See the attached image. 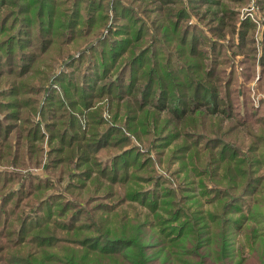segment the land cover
Masks as SVG:
<instances>
[{
    "label": "trees",
    "instance_id": "1",
    "mask_svg": "<svg viewBox=\"0 0 264 264\" xmlns=\"http://www.w3.org/2000/svg\"><path fill=\"white\" fill-rule=\"evenodd\" d=\"M17 1L0 0V160L8 158L10 165V168L0 169V191L3 186L11 184L7 192L0 194V236L6 232L3 228L14 231L16 235L22 232L19 238V234L13 238L18 241L11 240L14 242L8 244L29 249H23L25 256L14 254L17 258L13 255L8 262L209 264L208 253L211 252L210 256L213 257L233 259L232 264H254L253 253L264 243V231L259 230L257 225L264 220L260 212L255 213L251 209L248 212L246 209L244 213L242 203L245 201L240 199L246 195L253 198L259 193L261 181L264 180L260 176L258 185L250 188L256 179L251 176L252 167L264 168L263 162L257 158L260 155L259 148L264 146V131L255 130L256 127L264 129V107L260 113V106L251 104L248 88L243 82L237 88L230 87L232 79L229 77L235 71V59L229 57L228 51L226 53L230 60L227 62L230 65L226 72L229 75L227 80H221L217 74L224 68L218 69V62L214 64L217 61L214 53L218 45L224 47L225 37L231 38L234 47L242 48L247 30L251 28L248 20L235 21L233 3L237 0H223L221 12L216 14L219 8L211 12L212 20L208 26L212 36L207 33L198 36L199 24L186 23L187 18H206L210 13L209 8L203 7V0H153L152 8L146 6L152 0H129L131 5H127L124 0H105L109 3L111 14L105 13V19H99L89 12L84 22L79 18L76 22L72 19L79 14L75 7L61 6L58 9L53 5L56 4L53 0H27L23 4ZM98 1L100 5L103 0H92L89 5L100 10ZM116 1L121 4L116 6ZM5 6L13 8L8 13L2 12ZM191 10L194 12L192 15ZM125 11H128L127 14H124ZM124 17L125 23L121 22ZM97 19L100 20L99 25ZM134 20L139 25L136 32L131 24ZM54 25L56 28H53ZM260 46L261 51L264 50V40H261ZM253 52H256L254 48ZM245 55L247 57L242 60L244 68L240 73L249 80L255 54ZM261 55L263 61L264 51ZM248 56L251 59H247ZM260 57L259 83L263 80L264 72V67L260 68L264 65ZM247 60L250 61L248 64ZM57 62V68L53 69ZM69 66L84 70L79 73L77 70L61 71L62 67ZM179 70L182 73L181 80L176 78ZM153 85L158 89L157 94L162 102L152 108L157 112L167 109L163 122L172 121L170 119L177 121V128L184 139L193 136L188 126H194L197 121L200 124L203 115H222L226 121L234 120L233 123L228 122L231 125L228 124L226 128L223 123L212 125L210 121L211 129L220 133L223 131V137L232 138L227 140L217 137L211 140L215 144L209 140L203 146L197 143L191 146L193 154L198 150L206 152L207 159L203 163L212 179L208 191L212 196L206 199L213 210L204 211L196 205V218H189L187 211H190V205L176 200V193L165 194L173 199L163 204L173 209L166 211L161 208L160 212L165 211L168 218L154 215L155 219L164 221L161 227L166 225L165 230H149L152 224L148 228L143 222H137L139 217H127L125 213L122 214L123 209L119 208L126 199L136 201L145 198L147 192L131 188L129 182L140 181V176L128 174L131 170L140 171V163L136 161L138 158L125 160L127 155H131L130 150L138 157L144 152L137 147L123 149L122 145L128 138L113 139L121 125L111 117L116 108L119 113L121 110L126 115L131 107H146L150 103L146 98L152 94ZM168 99L169 102L165 103ZM220 106H226L227 109ZM107 114L109 118L104 116ZM192 119L195 120L194 125H190ZM219 119L221 122L222 118ZM158 121L159 114H145L140 125L143 128L151 125L141 131L157 132ZM140 125L131 126L132 133L139 138ZM14 130H17L16 139L25 138L29 141V162L26 164L13 161L17 156L16 150L21 147L16 140L14 149V143L8 140ZM44 141L46 147L43 146ZM184 143L185 140L183 147L186 145ZM214 154L216 160L209 159ZM99 155L103 156L101 160L96 158ZM243 164L249 168H243ZM33 166L42 168V174L31 171L29 167ZM118 167L123 176L117 172ZM103 180L104 183L101 182ZM60 183H65L63 190L69 192L72 201L64 200L66 195L48 192L56 190ZM105 185L108 190L98 194ZM116 186L119 188L115 189ZM123 186L126 192L122 190ZM121 191L124 195L120 198ZM35 194L41 195L22 203L29 207L24 215L18 204L21 205L22 198ZM55 194L61 201H56V205L52 206L58 208L50 210L48 200ZM83 194L92 197L83 201ZM105 195L108 199L114 197L112 203L102 202ZM236 200H240L237 206ZM12 201H15L14 206L6 208L5 205ZM141 203L145 205L148 202L144 200ZM83 205L92 206L86 209ZM155 205L156 200L148 204L153 212ZM245 206L248 207L247 204ZM131 208L134 210L133 206ZM69 211L70 214H67ZM88 211L101 214L95 219L88 218ZM49 212L57 215V219H62L61 222L56 221L59 226H54V230L65 232L73 238H56L49 233ZM82 213L87 220L79 224L67 223L66 217L76 218ZM181 214L185 217L183 221H179ZM231 214L239 217H228ZM230 230L233 240L239 234L242 239H246V243L250 242L249 253H246L242 243L234 252L229 248ZM14 233L4 236L11 239ZM215 235L216 240L213 239ZM53 242L61 246L57 247ZM29 245L46 249V252L38 251L36 254L42 253V257L34 258L35 253L30 251ZM5 248L9 247L6 245ZM49 249L61 256L47 254ZM261 252L258 250V264H264V253ZM181 258L185 260L181 261Z\"/></svg>",
    "mask_w": 264,
    "mask_h": 264
},
{
    "label": "rangeland",
    "instance_id": "2",
    "mask_svg": "<svg viewBox=\"0 0 264 264\" xmlns=\"http://www.w3.org/2000/svg\"><path fill=\"white\" fill-rule=\"evenodd\" d=\"M27 0H18V4H23V2H26ZM58 7V9L62 6L64 8H73L75 7L78 11V17H73L72 19L74 20V22L78 21V18L81 21H85V19L87 18L88 15H90L89 12H92V15H94L95 18L99 17L100 18H104V14L105 13H109L110 12V8L108 6L109 3H106L105 0H103L100 5H99V1L97 3V7L101 8L100 10H95L93 9L94 6L92 7V5L90 4V1L92 0H53ZM223 0H203L202 3L204 4L203 7L204 8H209L210 9V13L207 15L206 18L204 17H200L198 19H195V17H190L187 18L186 23L187 24H191V23H197L199 24L198 26V32L197 35L198 36H203V33H207V35L209 36V34L212 36L211 32L209 33V22L212 20L211 16V12L213 10H216V14L218 15V13L221 12L220 7L222 6ZM58 2V3H57ZM97 2V0H96ZM124 2L127 5H131L132 3L129 0H124ZM59 3H62L63 5H57ZM135 3V2H134ZM201 3V2H199ZM12 4V3H11ZM118 4H121L119 1H116L115 5L117 6ZM198 4V3H197ZM136 6V5H134ZM146 6L148 8H152L154 7L153 5V0L150 3H147ZM233 7L235 8L236 13H234V19L236 22H240V21H250L251 24L249 27H251L250 29H248V34L246 39L243 41L244 44L241 45L242 48H238V47H234L233 43L231 41L230 37H225L224 38V42L223 45L224 47L221 45H218V48L216 49V54L214 53V57H215V61L214 64H216V62H218V69L221 68L223 69L222 72L217 71V74L219 75V77H221V80L225 81L227 80V76L229 77V75H227V70L229 68L230 62H227V60H230V58L235 59V66H234V73L232 71V74L230 75L231 77H229V79H232L231 82H229L230 87L234 88V87H238V85L240 86V82H243L245 84V86L248 88L247 93L249 94L250 98H251V104L255 107H259L261 108L260 113L263 110L264 107V72L263 73V80L262 82L259 83V78L261 77V69H259V64H258V60L260 61L259 57L261 58L262 61V56L261 53H263V49L261 51V40H264V0H237L233 3ZM10 6H5L3 7V11L2 12H7L8 10H10ZM35 6L33 5V10H35ZM119 7L116 8V11L118 10ZM152 10V9H151ZM12 12V11H9ZM128 11H125L124 14H127ZM192 12V10H191ZM190 14H194V12H192ZM19 14V12H18ZM206 14V13H205ZM131 15V14H130ZM129 15V16H130ZM137 16V15H135ZM132 18V15H131ZM97 19L98 25L100 20ZM88 21V20H87ZM121 22H126V19L124 17V20ZM94 24V23H93ZM129 24V21H128ZM131 24H133V30L136 32L137 27L139 26L137 24V21H133L131 22ZM212 24V23H210ZM92 25V24H91ZM53 28H56L55 25L53 26ZM104 28V27H103ZM236 28V25H235ZM119 36V35H118ZM217 47V46H215ZM227 48V49H226ZM253 48L254 51L253 52ZM228 51V52H227ZM241 51V52H240ZM229 53V57L227 55V53ZM239 52V53H237ZM248 54L251 56L255 54V63H254V67H251V78L249 80H246V78L243 77V74H241V69H243V64H242V60L245 59L247 57ZM77 55V53H76ZM227 57V59H226ZM208 58V57H207ZM247 59H251L249 56ZM238 60V61H237ZM60 61V60H59ZM247 64L250 62L249 60L246 61ZM264 63V58L263 61ZM59 62H57V64L54 65V68H57ZM66 63V62H65ZM77 66V63H75ZM263 68V66H260V68ZM59 69V68H58ZM57 69V71H58ZM194 70L196 69L193 68ZM52 70V69H51ZM50 70V71H51ZM71 70H77V72H82L84 69H76V67H62L63 72H70ZM193 70V71H194ZM190 72V70H188ZM65 72V73H66ZM74 72V71H73ZM177 75L176 78L180 79V75H182V73H180V70L177 71ZM184 74V73H183ZM215 74V76L217 75ZM185 75V74H184ZM217 75V76H218ZM222 85L224 84L221 83ZM5 84H2V86ZM25 87V86H23ZM152 87V94L149 95L146 99L147 101H149L150 103L146 105V107H131L129 109V111H127L126 115L120 110L119 113V109H114L113 113H112V118L113 120L121 125L120 130H118V132H116L113 136V139L115 138H121V140L123 139H127V142L125 144H123V149H134L135 147L138 148V150H140L141 152H144L143 154H141L139 157L138 155H136V153L132 150L131 151V155H127L125 160H130L131 158H138L136 161L138 162V164L140 163V166H138L140 171L137 170H131L128 174L131 176H140V181H129L131 184V188H139L142 189L143 191H146L147 193L145 194V198H140V199H136V201H131L129 199H126L122 202L121 204V209L122 210V214H126L127 217H139L137 219V222H143L142 224H144L145 226H147L149 228V226L152 224L153 227H151V229L149 228V230H158L159 228H162V230H165L167 228V226L165 225L164 227H161L164 221H160L159 219H155L154 215L159 214L162 218H168V214L164 211L163 213L160 212V210H162L161 208H163V210H168V209H173L172 206L170 205H166L163 204L164 202H169L173 199L172 196H164L165 194H168L170 192H173L174 194H178L176 200H178L181 204H189L190 205V211H187L190 215L189 218H196V215L194 213L195 209L194 207L196 205H198L200 207V209L202 208V210L206 211V210H213V207L208 203L206 198H211V193H209V187L212 186V179L211 176H208L207 169L205 168V164L203 163L204 160H206L207 158L205 157L206 152L202 151V150H198V152L196 154H193V150L191 149V146L194 143H197L201 146L205 145L208 143V141L210 140H215L218 139L217 137H223V131L220 132H215L214 129L210 128V121L213 122L212 125H214V123H223L225 125V128L228 127L231 122L233 123L234 120L230 119L229 121H226V119L223 118V116L221 115V117H219L218 115L216 116H211V117H205L204 115L202 116V119L200 120V124L197 123L194 125L193 122L195 120L192 119V123H190V125H194V126H188L189 129H191L193 131V136L192 137H186V139H184L181 134L179 133V130L177 128V121H175L174 119H170L172 121L169 122H163L165 120L166 114H167V109L158 111L154 108H152V106H155V104L161 103L162 102V98L159 99V95L157 94L158 89L155 88V86H151ZM258 87L260 90H258ZM224 90V88L222 89ZM156 92V93H155ZM18 101H22V99H19ZM263 101V102H262ZM169 102V99L165 101V103ZM175 106V105H174ZM166 107H168L166 105ZM220 108L226 110L227 107L226 106H220ZM221 109V110H222ZM156 113L159 114L160 116V121H158V126L159 129L156 131H141L143 130H147L149 128V125H147L145 128H143L140 125V120L142 119L143 116H145V114H150V113ZM123 113V114H122ZM224 113L226 114L227 111H224ZM259 113V114H260ZM120 114V115H119ZM203 114V113H202ZM106 118H109L110 115H104ZM222 118V121L220 122V119ZM17 122V121H16ZM251 123H254V121H251ZM134 124H139L140 125V135L141 137L139 138L138 136H136L134 133H132L131 130V126ZM231 125V124H230ZM250 125V124H249ZM254 125V124H253ZM232 129V127L230 128V130ZM256 131L258 132H262L264 131V129L260 128V127H256L255 128ZM129 131V132H128ZM17 130L12 131V133L9 135L8 140L12 143L17 142L19 145H21V147L16 150L17 156L13 158V161L19 164H26L27 162H29V160L27 158L28 154H29V141L25 138H21V140L16 139L15 138V134H16ZM145 133V134H144ZM212 138V139H211ZM225 139H230L232 138V136H228V137H223ZM46 139V138H45ZM177 140V141H175ZM185 140L186 144L185 147H183V141ZM153 142V144H151ZM16 143H14V149L16 147ZM211 143L215 144V141H211ZM39 144V143H38ZM168 144V145H167ZM40 145V144H39ZM43 146H47L46 142H43ZM150 148V151L147 153L146 151H148V148ZM177 147V149H176ZM47 149V148H46ZM201 149V147L199 148ZM136 150V149H135ZM216 150V149H215ZM115 153V150L112 151V154ZM259 153L260 155H257V158L259 160H261L262 165H264V161L262 159H264V146H261L259 148ZM111 153H109V155H112ZM108 155V154H107ZM98 160H101L103 158L102 155H99L96 157ZM217 156L216 154L212 155L209 159L212 160H216ZM45 160V159H44ZM43 160V161H44ZM123 160V159H121ZM144 163V164H143ZM244 166H246L247 168H249V166H247L246 164L242 165V167L244 168ZM4 167H8L10 168L9 165V160L8 158H4L0 160V169L4 168ZM144 167V169H143ZM29 169L33 172H37L39 174H42L43 169L40 167H29ZM225 169V166H224ZM243 170V169H242ZM253 173L251 176L255 177L256 179L254 180V183H251L250 188L255 187L256 185H258L259 181H260V176H262V178L264 177V168L263 167H257L256 169H253ZM257 170V171H256ZM209 171H212V168H209ZM119 173H121V176H123L122 170L120 171V167H118V171ZM216 171L212 172L213 174L216 173ZM223 172V170H222ZM54 174V172H52ZM244 176V175H243ZM136 178V177H135ZM1 182V181H0ZM104 183V180L101 181ZM214 182V181H213ZM65 183H60L58 185V188L56 190H49L48 192L50 193H59L62 195H66V199L64 200H70L72 201V199L70 198V194L68 191H64L63 190V186ZM262 187H260V191L259 193L255 194L253 198H250L249 195H246L244 199H240L245 201L244 203H242V206L244 208V213H246V209L248 212H250V209L252 212H260V216L262 215L263 217L262 220H264V180L262 179L261 181ZM10 185H6L3 186L1 188L0 194H3L4 192H7L8 188ZM261 186V185H260ZM119 187L116 186L115 189H118ZM121 188V187H120ZM122 189V188H121ZM108 190V186L105 185V187L103 189H101V191H99L98 194H103L104 192H106ZM124 192H126V187L123 186L122 189ZM123 191H121L120 194V198L124 195ZM46 191H44L45 193ZM24 193V192H23ZM51 195L52 197H49L50 201V210H55L56 208H58V206L56 207H52L53 205H56V201H61V198L57 195ZM24 195V194H23ZM21 195V196H23ZM41 194H35L34 196H29L28 198H22L20 203L21 205L18 204V208L19 210L23 211L24 215L26 210L29 209L28 206H24L22 203L24 202H29L32 199H35L37 197H39ZM149 195V198L146 199V197ZM90 194H83V201L86 198H91ZM107 195H105V198L103 199L102 202H108V203H112L113 198H107ZM252 197V196H251ZM250 198V199H249ZM15 200V199H13ZM148 202L145 203V205H141V201L144 202ZM153 200H156V205H155V212H153V210L151 211V207L148 206V204L150 202H152ZM240 200H236V205L237 206L240 202ZM141 203V204H140ZM15 201L10 202L8 205H5L6 208H10V206H14ZM248 205V207L246 208L245 205ZM93 205V204H92ZM90 205V206H92ZM90 206H86L83 205L84 208L88 209L90 208ZM131 206L134 207V210L131 208ZM45 208V207H44ZM249 208V210H248ZM52 212V211H51ZM51 212H49V217L51 218L49 220V224L47 225L48 228H50L49 233L52 234L53 236H55L56 238H62L65 236H69L70 238H73V236L71 235H67L65 232L62 233L59 230L55 229L54 230V226L56 227L58 224L57 222H61L62 219H57L59 217H57V215L55 214H51ZM74 212V211H72ZM70 214V211L67 213ZM75 214V213H72ZM88 218H96L98 215H100L101 213L97 212V211H88L86 212ZM18 216H20V214H18ZM23 216V215H22ZM259 216V217H260ZM48 217V218H49ZM228 217L230 218H238L239 216L237 214H231ZM77 218V220H75ZM76 218L73 217H66V219H68L67 223H76L79 224L80 222H84L85 219L84 217V213H82L81 215H77ZM164 220H170V219H164ZM185 220L184 214H181L179 217V221H183ZM14 225H16L15 223H13ZM46 225H44V227H46ZM256 225V224H255ZM59 226V225H58ZM259 230H263L264 231V222L260 223L257 225ZM1 230V229H0ZM6 235L12 234L14 233L11 232L10 230H5L3 228ZM15 230V229H14ZM147 230V229H145ZM147 230V231H149ZM3 231V232H4ZM173 230H170L169 232H171ZM168 232V233H169ZM4 234V235H5ZM19 234V235H18ZM0 236V264H11L8 261H11V258H13L12 256L14 254H18V255H24L25 254V250L29 249L28 247H22V246H18L13 247L10 244H8V242H10L11 240H19V239H13L18 235V238L22 235V232L14 233L13 236H11V239L8 238L7 236ZM264 235V233H263ZM216 235L214 236L213 239H215ZM228 237L230 238L228 240L229 248L234 252L236 251V249H238L240 247V243L243 244V248L246 251V253H249L248 247H249V243H246V239H242V237L238 234L236 236V239L233 240V236H232V231L230 230ZM212 239V238H211ZM154 240L156 241V239L154 238ZM216 240V239H215ZM11 241V242H14ZM217 242V241H216ZM54 243V242H53ZM212 244H216V243H212ZM239 244V245H238ZM6 245L9 248H5ZM55 246H61L60 243H54ZM25 246V245H24ZM31 246L30 251L35 253L34 258H38L39 256L42 257V253L41 254H36V252L38 251H44L46 249H39L36 246L33 245H29ZM47 248V247H46ZM213 247H209V249H211ZM264 243L263 246L260 247L259 249H257V251L255 253H253L254 255V264H258L259 260H258V250H262V252L264 253ZM152 252V251H151ZM261 252V253H262ZM47 254L51 255H57V256H61V254H59L57 251L49 249L47 250ZM46 254V256H47ZM208 262L209 264H218L219 262H221V264H232L234 262L233 259H221L219 256H210L211 252L208 253ZM260 254V253H259ZM15 256V255H14ZM25 256V255H24ZM264 256V254H263ZM17 258V256H15ZM213 257V258H212ZM185 260L184 258H181L180 260L182 261ZM187 260H191V259H187ZM16 263V262H15ZM18 264V263H16Z\"/></svg>",
    "mask_w": 264,
    "mask_h": 264
}]
</instances>
